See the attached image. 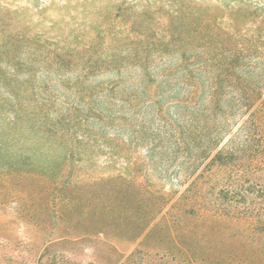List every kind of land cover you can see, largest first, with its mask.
I'll list each match as a JSON object with an SVG mask.
<instances>
[{
	"label": "rangeland",
	"instance_id": "rangeland-1",
	"mask_svg": "<svg viewBox=\"0 0 264 264\" xmlns=\"http://www.w3.org/2000/svg\"><path fill=\"white\" fill-rule=\"evenodd\" d=\"M224 76L259 108L264 0H0V264H127L161 212L216 210L186 133ZM217 88L225 143L247 115Z\"/></svg>",
	"mask_w": 264,
	"mask_h": 264
},
{
	"label": "trees",
	"instance_id": "trees-1",
	"mask_svg": "<svg viewBox=\"0 0 264 264\" xmlns=\"http://www.w3.org/2000/svg\"><path fill=\"white\" fill-rule=\"evenodd\" d=\"M228 79L213 80L212 94L204 98L186 133L190 141L187 149L191 145L197 153L193 157L191 177L196 179L192 184L215 171L226 176L219 184L218 208L211 213L200 209L183 212L179 206L177 213L161 212V219L134 239L140 243L126 257L127 264H147L142 257L144 246L157 252L159 260L154 264H264V100L255 109V103L246 102L244 93L256 85L241 77L234 82ZM226 82L238 90L239 109H245L247 118L239 134H228L229 140L223 143L230 120L219 106L212 105L221 103L223 97L214 95L218 94L217 86L223 87ZM105 227L97 222L79 236L102 235ZM79 231L69 229L64 233L72 236ZM68 237H59L58 241H68ZM38 262L40 256L35 260ZM50 263L64 264V260L52 259Z\"/></svg>",
	"mask_w": 264,
	"mask_h": 264
}]
</instances>
